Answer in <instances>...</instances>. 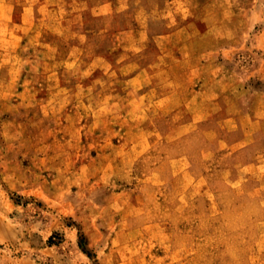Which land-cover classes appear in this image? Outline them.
Returning a JSON list of instances; mask_svg holds the SVG:
<instances>
[{
	"label": "rangeland",
	"instance_id": "rangeland-1",
	"mask_svg": "<svg viewBox=\"0 0 264 264\" xmlns=\"http://www.w3.org/2000/svg\"><path fill=\"white\" fill-rule=\"evenodd\" d=\"M192 3L0 0V264H264V0ZM117 152L94 240L71 181Z\"/></svg>",
	"mask_w": 264,
	"mask_h": 264
},
{
	"label": "clouds",
	"instance_id": "clouds-1",
	"mask_svg": "<svg viewBox=\"0 0 264 264\" xmlns=\"http://www.w3.org/2000/svg\"><path fill=\"white\" fill-rule=\"evenodd\" d=\"M185 4L189 8L193 7L192 0H185ZM189 15H191V13H189ZM86 155L87 154L85 153V156ZM121 155V153L117 152L112 155L110 159L105 157L104 159L107 160V164L103 163V161L99 164H97L96 161H90L87 176H77L76 179L71 181V183H77L80 191L75 197L77 203L74 205L67 203V209L70 214L80 212V216L74 218L83 222L86 229L96 230L89 233L94 237V240L101 239V237H99L98 226L96 224L97 220L101 221V226L109 228V234L115 232L117 228H120L121 231H123L124 225L131 226L136 223L135 220H128L124 217L120 208H116L111 199H105L103 196V189H115L118 186L116 181H126L131 183V180L133 179L130 173L132 172L131 165L134 162L135 157L133 156L124 161H118L117 158ZM65 171H67V169H65ZM101 173L103 174L102 179L100 178ZM61 179H64L63 173L57 178V181L54 182L57 185V191L55 193L49 192L50 195L57 196L58 201L69 195L67 187H63L61 190V186L59 185V181ZM90 179L93 180L92 184L88 183ZM65 183L69 182L65 180ZM34 187L43 188V185H36L34 183ZM45 191H48V189H45ZM85 192L93 194L100 193V196L98 197L99 202L93 203V199H89L84 196ZM82 208L88 212V215H84ZM117 215H121V219L119 221L114 220ZM106 246L107 245L105 244V247ZM105 264H112L110 257L105 258Z\"/></svg>",
	"mask_w": 264,
	"mask_h": 264
}]
</instances>
